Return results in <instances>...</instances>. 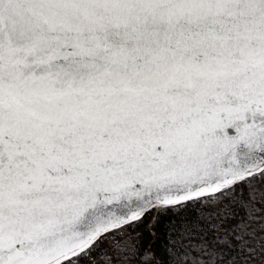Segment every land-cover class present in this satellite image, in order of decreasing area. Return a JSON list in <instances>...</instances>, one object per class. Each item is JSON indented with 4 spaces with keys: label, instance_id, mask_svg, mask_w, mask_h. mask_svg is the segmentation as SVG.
<instances>
[{
    "label": "snow or ice",
    "instance_id": "6c2138e0",
    "mask_svg": "<svg viewBox=\"0 0 264 264\" xmlns=\"http://www.w3.org/2000/svg\"><path fill=\"white\" fill-rule=\"evenodd\" d=\"M0 264H264V0H0Z\"/></svg>",
    "mask_w": 264,
    "mask_h": 264
}]
</instances>
